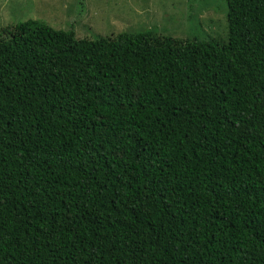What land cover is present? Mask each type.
Masks as SVG:
<instances>
[{"label":"trees","instance_id":"16d2710c","mask_svg":"<svg viewBox=\"0 0 264 264\" xmlns=\"http://www.w3.org/2000/svg\"><path fill=\"white\" fill-rule=\"evenodd\" d=\"M226 42L0 33V264H264V0Z\"/></svg>","mask_w":264,"mask_h":264},{"label":"rangeland","instance_id":"374dc122","mask_svg":"<svg viewBox=\"0 0 264 264\" xmlns=\"http://www.w3.org/2000/svg\"><path fill=\"white\" fill-rule=\"evenodd\" d=\"M29 17L77 39L151 28L178 41L226 42L223 0H0V33Z\"/></svg>","mask_w":264,"mask_h":264}]
</instances>
